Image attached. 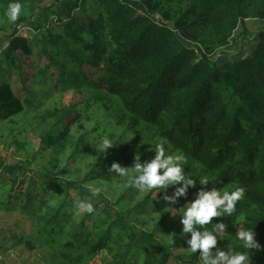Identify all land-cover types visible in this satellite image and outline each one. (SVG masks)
Here are the masks:
<instances>
[{
	"label": "trees",
	"instance_id": "obj_1",
	"mask_svg": "<svg viewBox=\"0 0 264 264\" xmlns=\"http://www.w3.org/2000/svg\"><path fill=\"white\" fill-rule=\"evenodd\" d=\"M54 1L56 15L61 20L68 18L63 32L76 43L84 42L81 47H71L61 35L48 32L53 49L66 60L64 64L54 57L47 66L59 69L57 84L105 92L118 101L133 127H153L158 137L182 151L187 161L199 165L218 185L243 187L245 194L233 216L245 215L264 241V28L256 46L241 61L213 58L238 29L248 34V19L264 23V0H179L177 7L165 0H95L97 13L84 25L74 21L72 14L87 11V0ZM11 2L0 0V6L7 9ZM45 11L49 25L53 14L50 7ZM23 24L35 30L46 27L30 23L22 15L9 34L5 33L7 70L0 74V121L12 122L34 99L29 89L15 90L8 79L14 74L19 84L27 81L21 55L32 56L34 46L20 35ZM83 33L91 37L89 42L80 38ZM85 64L101 72L100 83L85 72ZM68 115L65 111L45 133L43 144L66 140L68 129L59 127ZM118 154L101 156L85 180L110 173ZM0 166V172H15V168ZM21 177L14 179L12 191L17 194L12 197L26 199L20 210L37 228L38 241L66 264H89L102 251L112 252L120 244L129 246V251L140 250L143 264H154L157 259L167 264L170 256L155 234L142 231L137 236L121 217L111 224L105 218L102 223L99 218L91 224L78 221L74 202L91 197V190L74 181H62L34 204L30 197L24 198L26 175ZM71 189L78 192L75 197ZM225 218L214 217L213 221L224 222ZM251 262L264 264V253L251 251Z\"/></svg>",
	"mask_w": 264,
	"mask_h": 264
},
{
	"label": "rangeland",
	"instance_id": "obj_2",
	"mask_svg": "<svg viewBox=\"0 0 264 264\" xmlns=\"http://www.w3.org/2000/svg\"><path fill=\"white\" fill-rule=\"evenodd\" d=\"M59 3L62 0H57ZM172 7L179 6V0H165ZM21 15H25L30 23L46 26L45 30L32 29L29 24L22 26L20 35L26 37L33 43V54L30 57L22 56L25 62L24 73L27 81L25 85L19 84L15 75L10 78L15 90L29 89L34 95L30 104H25V111L16 116L12 122L0 121V165L15 168V172L2 170L0 172V264H66L64 258L55 256L46 246L41 245L36 237L37 228L21 212L20 207L26 199H16L17 192L12 191L15 186V178H23L26 175L25 184L22 187L24 198L30 197L32 202L37 203L44 194H49L52 186H59L62 181H74L78 186L87 190L99 187L101 192L98 196H91L95 212L88 214L82 210H76L75 218L78 221L87 220L89 224L98 218L102 223L103 218L111 224L120 217L125 220L130 232L140 236V232L154 233L156 239L162 244L164 253L169 254L167 264H181L182 261H195L200 264L199 252L189 253L186 241L183 239L182 224L180 217L175 215V209L184 203L194 199L196 191L201 187L199 177L206 174L194 162L187 161L185 172L197 180L196 187H190L186 197L179 198L175 205H169L163 199L162 193H142L133 187H126V177H119L110 171L98 175L97 179L85 180L86 175L97 166V160L108 153H119L114 160L124 167H131L137 154L141 162L151 159L153 152L149 151L151 144H155L158 137L151 126H134L128 123L122 108L116 99H111L101 90L92 91L87 86L79 89H68L57 84L59 69L50 67L51 59L56 57L61 63H66L62 55L53 49L52 40L48 32L53 35L64 37L71 47H81L82 43H76L64 32V25L68 18L63 20L56 15L57 7H53L54 0H27L22 1ZM8 7V6H7ZM51 10L49 25L46 22V8ZM53 7V8H52ZM6 6H0V74L6 72L7 63L3 52L7 47V36L12 30L14 23L9 22L5 16ZM86 10H77L72 14L74 21L80 25L89 23V16L97 13L95 0H87ZM17 22V21H16ZM247 35H243V29H238L231 35L228 46L222 48L213 57L228 62L241 61L246 58L256 46V41L264 23L254 19L246 21ZM85 42L91 37L83 33ZM190 47L192 43L188 42ZM4 64V65H3ZM48 66V67H47ZM83 69L95 82L100 83L101 72L96 68L84 65ZM45 71L46 75L40 72ZM5 76L3 77V79ZM10 80V82H11ZM26 93V92H25ZM25 93L22 98L25 99ZM68 111L69 115L63 120L61 128H67L69 136L54 143L52 146L43 144L42 137L58 122L63 113ZM103 136L111 139L113 147L105 152H100L99 143ZM62 144V145H61ZM173 153L176 151L172 145L168 146ZM118 157V158H117ZM110 165V163H108ZM19 168V169H17ZM2 169V166H0ZM52 178V179H51ZM215 186L221 190H231V187L222 186L209 182L208 188ZM174 189L170 187L169 195ZM73 197L77 191L70 190ZM142 205V206H141ZM172 212V213H171ZM224 223L228 226L223 240H218L217 247L225 250L233 247L242 250L239 242L234 238L238 227L253 228L254 223L247 222L245 215L235 214L226 217ZM231 228V229H229ZM174 235V243L168 241V235ZM190 237V234H188ZM254 239L259 248L251 251L264 253V241L256 233ZM128 242V240H126ZM143 264L144 257L140 250L131 249L129 246L118 245L112 252L106 250L89 264ZM158 263V259L154 262ZM251 264H255L252 263Z\"/></svg>",
	"mask_w": 264,
	"mask_h": 264
},
{
	"label": "clouds",
	"instance_id": "obj_3",
	"mask_svg": "<svg viewBox=\"0 0 264 264\" xmlns=\"http://www.w3.org/2000/svg\"><path fill=\"white\" fill-rule=\"evenodd\" d=\"M22 4L20 0H12L9 3L5 16L9 22L15 23L21 15ZM165 138L159 139L155 144H149L150 152L154 153L151 159L141 162L139 154L134 158L131 167H124L119 162L111 163L109 170L119 177H126V187H133L142 193L157 190L163 194V199L169 205H175L179 198L186 197L190 187L195 188L197 180L185 172L187 157L182 151L175 153L168 146ZM113 147L112 141L107 136L100 139L99 151L105 152ZM201 186L195 193L194 199L175 209V215L180 217L183 239L187 244L189 253L199 252L200 264H251V250L259 248L254 239L256 233L253 228L238 227L234 238L239 242L242 250L229 247H217L218 240L226 234L227 225L220 221H213L214 217H232L236 212L237 203L243 198L245 189L236 186L232 190H221L215 186L207 187L209 182L215 185L213 178L204 174L198 179ZM174 189L171 195L167 190ZM101 188H92L93 196H98ZM78 210L88 214L95 212V208L89 199H78L74 202ZM172 213V212H171ZM211 225V227H206ZM190 234V237L188 236ZM174 235H168V241L174 243Z\"/></svg>",
	"mask_w": 264,
	"mask_h": 264
}]
</instances>
